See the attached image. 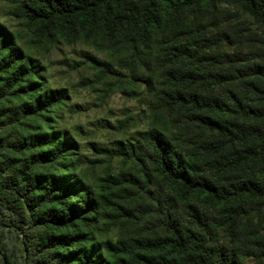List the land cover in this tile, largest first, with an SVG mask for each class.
<instances>
[{
    "label": "trees",
    "instance_id": "1",
    "mask_svg": "<svg viewBox=\"0 0 264 264\" xmlns=\"http://www.w3.org/2000/svg\"><path fill=\"white\" fill-rule=\"evenodd\" d=\"M0 21V264H264V0H10ZM83 41L146 127L96 149L55 126L35 47ZM115 163V164H114Z\"/></svg>",
    "mask_w": 264,
    "mask_h": 264
},
{
    "label": "rangeland",
    "instance_id": "2",
    "mask_svg": "<svg viewBox=\"0 0 264 264\" xmlns=\"http://www.w3.org/2000/svg\"><path fill=\"white\" fill-rule=\"evenodd\" d=\"M10 4V0H0V21L17 32L20 42L26 44L20 22L8 12ZM32 53L45 85L64 88L68 94L67 102L57 111L55 126L76 144L79 160L76 171L93 182L103 171L102 164L93 161L99 156L96 149L109 147L117 139L131 140L146 127L144 101L141 96L126 95L96 79L85 55L107 59V53L91 44L58 40L49 48L35 47Z\"/></svg>",
    "mask_w": 264,
    "mask_h": 264
}]
</instances>
